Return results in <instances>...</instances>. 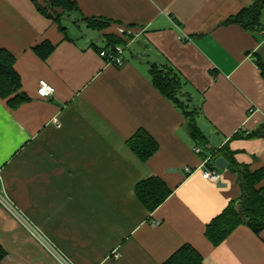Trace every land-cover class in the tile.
<instances>
[{
    "label": "crops",
    "instance_id": "crops-1",
    "mask_svg": "<svg viewBox=\"0 0 264 264\" xmlns=\"http://www.w3.org/2000/svg\"><path fill=\"white\" fill-rule=\"evenodd\" d=\"M71 1L76 9H55L64 33L38 9L45 0H0V49L14 56L25 97H0V190L74 264H163L184 244L202 264H264V229L240 224L216 245L206 235L241 195L237 174L227 159L217 168L214 152L227 148L252 171L264 167V9L245 27L231 19L255 0ZM85 19L109 23L92 29ZM69 22L98 35L78 40ZM109 35L127 37L116 44L121 65L94 47ZM44 41L53 46L46 57L34 48ZM153 66L178 75L179 98L208 148L154 86ZM40 80L54 88L50 97L38 95ZM140 131L157 144L144 161L127 145ZM204 157L219 182L184 172ZM148 177L170 190L152 210L135 192ZM0 245V264H60L1 205Z\"/></svg>",
    "mask_w": 264,
    "mask_h": 264
},
{
    "label": "trees",
    "instance_id": "trees-1",
    "mask_svg": "<svg viewBox=\"0 0 264 264\" xmlns=\"http://www.w3.org/2000/svg\"><path fill=\"white\" fill-rule=\"evenodd\" d=\"M36 5L42 14L58 22L63 32L65 28L59 22L60 13L55 9L61 8L64 13L76 9V5L71 0H45V5L40 3H36ZM262 9H264V3L261 0H255L250 7L242 9L231 21L251 27L259 21ZM85 20L87 26L92 29L104 28L109 23V21ZM120 36H106L104 48L123 43L126 36ZM94 47L97 51L100 50L97 46ZM34 48L40 56L46 57L53 46L44 41ZM13 63L14 56L9 51L0 49V97L8 98V101L25 98L23 94L17 93L20 87V77L14 69ZM151 75L154 86L183 111L187 118V128L191 138L198 143H203L204 137L195 124L193 110L190 111L179 98L180 79L178 75L170 68H156L155 66L151 68ZM253 134L250 133L247 137L254 136ZM234 137H238V134ZM127 145L143 161L147 160L157 147L154 139L143 131L136 132L131 136L127 140ZM206 147L208 148L204 142V148ZM218 157L227 159L229 170L237 174L241 195L231 201L219 215L208 223L206 235L214 245L225 239L240 224L248 226L256 234L264 229V167L252 171L247 165L237 163L231 152L223 147L216 150L212 156L214 159ZM213 161L211 165H213ZM135 192L138 199L152 210L164 201L170 190L159 179L148 177L136 185ZM4 255L5 252L0 245V260ZM163 264H202V258L190 245L184 244Z\"/></svg>",
    "mask_w": 264,
    "mask_h": 264
},
{
    "label": "built area",
    "instance_id": "built-area-1",
    "mask_svg": "<svg viewBox=\"0 0 264 264\" xmlns=\"http://www.w3.org/2000/svg\"><path fill=\"white\" fill-rule=\"evenodd\" d=\"M119 33H127L132 34V30L126 27H119ZM123 52L124 47L121 45H114L113 47L103 48L98 51V54L101 58L104 59L109 64L113 65H121L123 62ZM37 93L42 98H48L54 93V88L45 80H40L38 83ZM194 152L197 154H201L202 148L199 146H194ZM209 157H204L202 160V165L196 168L185 167V173H192L197 170L201 172L203 178L211 181V182H219L220 180V172L214 166H208ZM1 179V175H0ZM0 205L12 215L14 219H16L25 229L29 231L44 247L48 249L52 255L59 261L60 264H71L63 255H61L45 238V236L32 224V222L22 213L20 209L10 200V198L0 190ZM155 224L158 222L153 221ZM117 257L118 254H115Z\"/></svg>",
    "mask_w": 264,
    "mask_h": 264
},
{
    "label": "rangeland",
    "instance_id": "rangeland-1",
    "mask_svg": "<svg viewBox=\"0 0 264 264\" xmlns=\"http://www.w3.org/2000/svg\"><path fill=\"white\" fill-rule=\"evenodd\" d=\"M69 33L70 35H73L74 37H77L78 40H82L85 41L86 39H88V37H91L90 35H98V31H92L89 30L85 27V25L80 24V26L76 27L73 25L72 22H69ZM99 37V36H98ZM96 43L101 47L104 45L105 41L99 37L98 40L96 41ZM45 238L47 239V236H45ZM49 243L61 254L63 255L71 264H74V262L64 253L62 252L58 246L53 243L51 240H49ZM40 243V242H39ZM41 244V243H40ZM46 248V247H45ZM118 254V253H115ZM57 260V259H56ZM58 261V260H57ZM59 262V261H58Z\"/></svg>",
    "mask_w": 264,
    "mask_h": 264
},
{
    "label": "water",
    "instance_id": "water-1",
    "mask_svg": "<svg viewBox=\"0 0 264 264\" xmlns=\"http://www.w3.org/2000/svg\"><path fill=\"white\" fill-rule=\"evenodd\" d=\"M264 3V0H261ZM215 165L217 168L225 169L228 165L227 161L223 157H218L215 160Z\"/></svg>",
    "mask_w": 264,
    "mask_h": 264
}]
</instances>
